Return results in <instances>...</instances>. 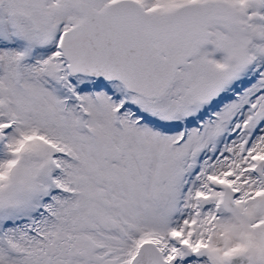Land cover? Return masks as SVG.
I'll use <instances>...</instances> for the list:
<instances>
[{
	"label": "snow or ice",
	"instance_id": "snow-or-ice-1",
	"mask_svg": "<svg viewBox=\"0 0 264 264\" xmlns=\"http://www.w3.org/2000/svg\"><path fill=\"white\" fill-rule=\"evenodd\" d=\"M0 264H264V0H0Z\"/></svg>",
	"mask_w": 264,
	"mask_h": 264
}]
</instances>
